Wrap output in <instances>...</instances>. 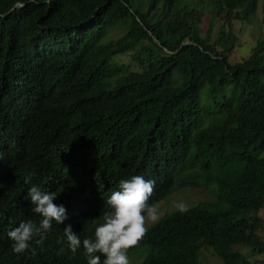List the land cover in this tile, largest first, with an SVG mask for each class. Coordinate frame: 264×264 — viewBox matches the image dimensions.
Returning <instances> with one entry per match:
<instances>
[{"label": "trees", "instance_id": "obj_1", "mask_svg": "<svg viewBox=\"0 0 264 264\" xmlns=\"http://www.w3.org/2000/svg\"><path fill=\"white\" fill-rule=\"evenodd\" d=\"M258 1L202 0L221 21L211 41L210 25L197 32L202 10L178 0H145L144 10L131 0H0V264H88L63 230L94 239L101 203L99 215L133 176L154 181L153 204L184 187L209 192L159 216L129 250L136 264H200L206 248L221 264H252L239 246L264 264V36L228 58L232 22L248 21ZM261 13L264 22V4ZM114 28L124 30L112 37ZM125 54L130 62L118 60ZM33 185L56 192L67 217L33 243L34 256L8 238L39 222Z\"/></svg>", "mask_w": 264, "mask_h": 264}, {"label": "clouds", "instance_id": "obj_2", "mask_svg": "<svg viewBox=\"0 0 264 264\" xmlns=\"http://www.w3.org/2000/svg\"><path fill=\"white\" fill-rule=\"evenodd\" d=\"M31 180L32 175L29 174L25 177L24 183L29 184ZM153 191L154 181L147 180V177L133 176L131 179L122 180L118 190L113 191L105 202L110 210L99 215L103 207L101 203L98 214L92 220V228L95 222H98L94 239L85 238L81 242L79 235L73 232L71 225L63 230L68 249L73 256L82 243L88 264H130V257H134L137 263L138 252L132 253L129 250L141 245L148 232V227L159 219L157 206L149 203ZM27 195L34 206L32 212L40 217L39 222L33 220L21 222L8 232V238L13 242L12 251L14 253L24 254L31 250L34 256L36 251L32 247L33 243L36 246H42L47 233L53 227V222L62 224L67 217L65 207L54 203L57 199L56 192H44L33 185ZM176 209L181 212L187 211L183 205ZM149 221L152 223L147 226ZM59 251L63 253L64 249L61 248Z\"/></svg>", "mask_w": 264, "mask_h": 264}, {"label": "rangeland", "instance_id": "obj_3", "mask_svg": "<svg viewBox=\"0 0 264 264\" xmlns=\"http://www.w3.org/2000/svg\"><path fill=\"white\" fill-rule=\"evenodd\" d=\"M178 2L179 4H185L202 10L200 19L197 23V32L201 37H204L207 31V26L210 25L209 39L212 41L219 30L221 21L214 16L211 8L205 5L202 0H178ZM130 4L132 8H136L137 6L141 8V10L145 9V0H131ZM263 4L264 0L258 1L256 10L248 21L235 20L232 22L233 32L237 37V45L228 56L230 60L235 61L238 59L239 61V58L246 57L250 48L255 44V41L264 36V22L262 21L261 13V6ZM123 30L124 28H114L112 33H109V35L117 37L123 32ZM117 57L118 60L123 62H130L128 61V56L126 54L121 56L119 55ZM131 68L135 69L136 65L131 64ZM257 155L264 156V149L258 151ZM208 189L211 190L212 187H209ZM207 197H209V192L207 190L200 187H185L165 196L155 203V205L158 209V216H160L165 212L179 208L180 205L187 206L194 201L205 199ZM257 216L263 222V230L260 233V236L264 238V206L257 212ZM150 223L152 222L149 221L147 226ZM235 249L240 251L242 254H245L247 259L252 264H259L261 254L251 252L248 248L243 246L235 247ZM198 256L200 264H221L218 257L210 248L200 249ZM129 260L130 264H136L134 257H130Z\"/></svg>", "mask_w": 264, "mask_h": 264}]
</instances>
